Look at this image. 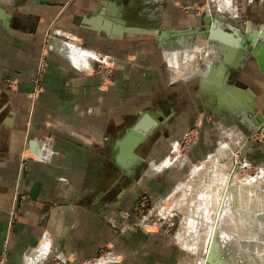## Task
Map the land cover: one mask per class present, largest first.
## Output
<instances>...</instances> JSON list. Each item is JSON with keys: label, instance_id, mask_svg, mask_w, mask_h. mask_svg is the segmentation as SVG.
I'll return each mask as SVG.
<instances>
[{"label": "crops", "instance_id": "obj_1", "mask_svg": "<svg viewBox=\"0 0 264 264\" xmlns=\"http://www.w3.org/2000/svg\"><path fill=\"white\" fill-rule=\"evenodd\" d=\"M1 2L11 18L0 19V259L43 264L53 242L59 259L83 264L117 240L115 207L132 210L139 186L155 197V129L132 150L127 137L143 113L163 129L169 112L157 104L170 75L159 44L181 33L157 42L130 30L163 31L155 25L158 0ZM186 37L176 43L189 45ZM62 45L82 53L81 62ZM94 56L112 69H97ZM257 98L264 112V82Z\"/></svg>", "mask_w": 264, "mask_h": 264}, {"label": "rangeland", "instance_id": "obj_2", "mask_svg": "<svg viewBox=\"0 0 264 264\" xmlns=\"http://www.w3.org/2000/svg\"><path fill=\"white\" fill-rule=\"evenodd\" d=\"M158 1L155 2V25H160L162 30L169 32L168 36L171 35L170 29L185 32L191 30L194 33L187 35L184 42L190 44L184 47V44L179 45L176 40L159 44L160 51L165 61L167 60L170 83L166 92L168 94L159 98L157 106L168 111L171 105L177 119L164 131L157 129L153 135L155 169L161 170L154 175L155 197L147 195L148 201L142 207L140 202L146 194L139 186L135 198L137 201L132 210L115 207L117 211L112 217L115 218L114 221L121 220L122 223L115 222L117 225H112L117 230L115 238L117 240L103 248L99 256L83 264H198V262L222 264L225 263L223 261H228L229 264H264L262 239L246 241L247 245L251 242L254 244L253 256L241 251L240 256H236V261L232 262L233 255L230 249L232 247L238 249L240 242L237 241L235 244V241L231 240L228 246L232 247L227 246L226 249L220 244L216 247L217 242L219 243L216 239L219 237L221 227L215 222L214 212L208 215V219L204 208L196 211L197 213L190 211L194 210L190 207L192 199L199 200L198 195L191 193L192 190L195 186H202L208 179L204 171L200 178L197 175V179L193 173L196 167L204 166V162L212 152L218 154L220 143H225L226 148L219 162H216L217 165L219 163L229 165L240 178L253 176L252 174L264 176V127L247 124L242 120L245 117L243 115H246L245 112L238 113L228 108H217L213 101H209L206 105L200 89V73L206 68L207 59L217 62L219 61L217 59L221 58L220 55L223 54L221 61L225 57L226 48L221 51V48L217 47L216 55H213L209 44L211 35L201 33L202 30L213 29V26L217 25L231 33L242 45L239 48L241 55L236 58L238 63L235 67L228 65L230 79L241 87L250 86L257 93L261 92L264 70L255 52L257 45L260 47L259 42L264 40V0H229L228 3L225 0ZM207 15L213 17L211 25L207 23ZM53 38L68 40L63 39V36L56 38L53 36ZM146 38L150 40L155 38L158 42L156 36L147 35L144 39ZM172 49L173 51H170ZM103 59L94 56L90 62H93L97 69L103 67L105 70L112 69L113 64L110 61L102 62ZM44 64L43 71L47 66L46 60ZM173 73L177 75V80H172ZM256 98V105L264 115L263 109L260 108L261 98ZM251 115L255 117L254 113ZM158 138L160 142L156 143ZM181 154L187 155V159L181 157ZM144 166H147V163ZM141 172L135 175L133 179L135 184L140 179ZM118 191L119 188H115L112 194L113 200H116ZM128 197L132 198L130 195ZM195 203L197 205V202ZM124 215H128V218H124ZM212 233L215 235L212 255H209L204 262L203 257L200 256L202 251L198 249L202 245V237L208 235L206 238L209 240ZM253 235L257 237L258 232ZM188 240L195 243L198 249H187L184 243ZM48 248L47 254L41 259L43 264H69L55 255L53 242ZM2 259L3 264H6V255L0 260Z\"/></svg>", "mask_w": 264, "mask_h": 264}, {"label": "bare ground", "instance_id": "obj_3", "mask_svg": "<svg viewBox=\"0 0 264 264\" xmlns=\"http://www.w3.org/2000/svg\"><path fill=\"white\" fill-rule=\"evenodd\" d=\"M225 1L227 3L229 2V0H225ZM208 25H211V23ZM211 29L212 28L208 30L206 29L205 30L206 34L210 35ZM186 34L191 35V32ZM180 35L183 34L181 33ZM210 38L211 39L209 38L208 39L210 40L211 43H219L218 47L221 48L220 49L221 51L222 49L224 50V48H226V46L222 42L218 41L217 39H212V37ZM259 43H260V47L259 45H257L255 54L259 60L262 69L264 70V40H262ZM61 48L64 53L70 56L72 55L74 57L75 63H79L78 61L81 62V60L83 59L82 58L83 54L76 53L75 55L73 53L71 46L62 45ZM216 48L217 47L214 44L211 45L210 51L211 53H214L213 55H216L217 52ZM239 55H241V53H239ZM170 56H172V54ZM222 56L223 54L220 55L219 57L221 58L217 60L221 61ZM191 57H193V55ZM219 61L217 62L219 63ZM217 62H215L214 64H210L211 62L208 61L206 68H204L203 70L202 76H207L211 68L213 66L218 65ZM174 63L176 62L174 61ZM189 64L187 66H189ZM241 94L242 96L244 95L246 96L247 92L245 94L244 93ZM209 101H207V105L209 104ZM220 105L221 107H219L218 105L219 108L225 107L238 113L245 112L246 115H243V117L245 116L243 120L247 124L257 127L256 120H254L255 118L252 117L248 111V110L252 111V109L255 107L254 103L251 101H246L245 97L243 99L240 96L238 97L232 93H228L225 95ZM225 148H226V144L220 143V146L217 149L218 154L216 155L212 152L210 154L211 156H209L204 162V166L196 167L195 172L194 173L192 172L194 174V177L197 179V175L200 178L203 175L202 173L204 171L208 175L207 177L208 179L206 178L207 182L203 183L202 186L200 187L195 186L196 188L194 187V189L192 190L191 193L198 195L199 200H193L194 198L192 199L191 201L192 203L190 207L191 209L194 210H190V211L194 213L198 210L200 211L201 208H204L206 211V216L214 212L216 217L215 222H218V224H220L219 227H221V230L219 231L220 232L219 237L218 239H216L217 241H219V243L217 242L216 247H218L217 245L220 244L221 247L225 246L226 249L228 243L231 240L235 241V244L237 241L240 242V244H238V249L240 248L239 250L234 249V247L232 246H228V247H232L230 249L232 251L231 254L233 255L231 260L232 262H235L236 258L240 256L241 251L247 252L248 254L250 253L253 256L255 251L253 250L254 244L251 242L247 245L248 242L246 241H254L257 238L258 239L260 238L264 241V182H262L264 181V176H262V174H260L261 176L252 174L253 176L250 175L240 178L237 175H235L233 169L230 168L229 165L227 166L226 164H221V163L217 165L216 162H219L220 157L223 156ZM195 202H197V205ZM255 232H258L257 237L253 235V233ZM206 237L208 238V235L202 237V243H201L202 245L201 247H199V249L198 246H196V244L193 243L192 241L188 240V242L184 243L187 249L190 250L198 249L199 251L201 250L202 252L200 256L203 257L202 261L204 262L208 259L209 255H212L211 250L213 248V243H214L213 241L215 240V235L214 234L211 235L209 240H207ZM223 262L225 263L222 264H229L227 263L228 261H223Z\"/></svg>", "mask_w": 264, "mask_h": 264}, {"label": "water", "instance_id": "obj_4", "mask_svg": "<svg viewBox=\"0 0 264 264\" xmlns=\"http://www.w3.org/2000/svg\"><path fill=\"white\" fill-rule=\"evenodd\" d=\"M10 18L11 14L5 8V6H3L0 0V19H2L5 24H9V21L7 20ZM130 30L137 31L138 33L152 34L155 35L157 39H161V37H167L169 33L165 30L160 31L156 29H148L146 27H134V29ZM170 30L171 35L185 33V31L183 30ZM210 35L212 38L222 42L226 46V51L223 61H219L218 65L213 66L207 76H201L200 78V89L203 94L202 96L205 99V104L207 105V101L212 100L216 105L218 104L219 107H221V101L228 93H232L238 97L240 96L243 99L245 97L246 101H251L254 103V106L256 108H254L253 112H256V118L264 126V115L259 110L255 102V98L257 96V92L255 91V89L250 86L244 88L237 85L234 80L230 79V71H227L229 69L228 65L235 67L237 61L236 58L239 56V53H241V50L239 48L242 47V45L238 43V39H236V37H234L231 33L222 30L217 25L213 26ZM246 92V96H242L241 93L245 94ZM158 110L159 114L163 116V111L161 109ZM171 116L163 117L162 123L166 125V123H168V119H170ZM149 118L150 117L148 113H143L138 119L139 121L137 120L138 122L135 123V125L130 129L129 133L133 134L129 135L127 137V140L130 141L129 148L131 150L141 145V143H143L147 139V137L154 132V129L158 124V120L160 119L157 118V120L152 119V121H149Z\"/></svg>", "mask_w": 264, "mask_h": 264}, {"label": "flooded vegetation", "instance_id": "obj_5", "mask_svg": "<svg viewBox=\"0 0 264 264\" xmlns=\"http://www.w3.org/2000/svg\"><path fill=\"white\" fill-rule=\"evenodd\" d=\"M207 21H208V24L213 23L212 18H209L208 15H207ZM205 33H206V32H205ZM185 37H186V35L183 34V35L177 37L175 40L179 42V39L183 40V38H185ZM203 70H204V69H203ZM202 75H203V72L201 73L200 76H202ZM168 112H169V114H168L167 116H171V115L173 116V115H175V111L172 109L171 105H170V110H168ZM172 116L170 117V119L172 118ZM174 120H175V119H174ZM168 122H169V121H168ZM162 127H163L162 130H161L160 128H155V131H156L157 129H159L160 131H164V129L167 128V127L165 126V124H163V123H162ZM160 137H161V136H160ZM158 142H160V139H159V138L156 140V143H158Z\"/></svg>", "mask_w": 264, "mask_h": 264}, {"label": "built area", "instance_id": "obj_6", "mask_svg": "<svg viewBox=\"0 0 264 264\" xmlns=\"http://www.w3.org/2000/svg\"><path fill=\"white\" fill-rule=\"evenodd\" d=\"M44 62H45V59L41 61V64H40V72L43 71V69H44V66H45ZM147 201H148V199H147V195H144V199L141 200L140 205H141L142 207H144V206L146 205V202H147ZM140 205H139V206H140ZM12 217H13V218L16 217L15 212L12 213ZM123 217H124V218H128V215H124ZM0 264H3V259L0 260Z\"/></svg>", "mask_w": 264, "mask_h": 264}]
</instances>
